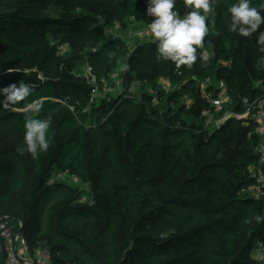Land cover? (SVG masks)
<instances>
[{
  "label": "trees",
  "instance_id": "trees-1",
  "mask_svg": "<svg viewBox=\"0 0 264 264\" xmlns=\"http://www.w3.org/2000/svg\"><path fill=\"white\" fill-rule=\"evenodd\" d=\"M233 2L217 0L197 61L178 68L157 59L154 41L131 50L111 31L147 27V0H0V88L21 80L33 88L25 101L0 103V220L21 229L32 258L46 248L52 264H256L250 253L264 233L255 219L264 216V197L243 189L255 182L249 166L262 137L236 119L211 131L202 116L212 108L200 90L207 76L212 93L227 82L237 111L241 97L264 93L258 33L229 31ZM175 10L188 9L177 0ZM87 64L99 89L123 71L124 92L92 100L96 87L81 74ZM138 81L157 103L143 89L129 95ZM33 101L43 105L39 118H51L49 148L36 159L23 142ZM67 168L79 186L51 181ZM83 183L93 205L79 202ZM4 258L0 242V264Z\"/></svg>",
  "mask_w": 264,
  "mask_h": 264
},
{
  "label": "clouds",
  "instance_id": "clouds-1",
  "mask_svg": "<svg viewBox=\"0 0 264 264\" xmlns=\"http://www.w3.org/2000/svg\"><path fill=\"white\" fill-rule=\"evenodd\" d=\"M217 0H183L186 13L181 16L176 9L177 0H147L146 14L152 17L147 30L156 44L157 59L173 62L176 67H192L197 61V50L203 47L208 33L206 19L214 11ZM230 16L229 31L241 37H251L258 33L257 44L264 52V4L253 6L252 0H234L227 8ZM199 59L207 62L209 56L201 52ZM257 63L264 67V56ZM122 70H127V65ZM33 92L30 84L21 80L0 88V103L17 104L25 101ZM42 103L33 101L26 105L24 118L23 142L33 159L49 148L47 133L51 118H39ZM23 151V149H21ZM256 221H264V216L257 215Z\"/></svg>",
  "mask_w": 264,
  "mask_h": 264
},
{
  "label": "built area",
  "instance_id": "built-area-1",
  "mask_svg": "<svg viewBox=\"0 0 264 264\" xmlns=\"http://www.w3.org/2000/svg\"><path fill=\"white\" fill-rule=\"evenodd\" d=\"M135 36L138 39L147 41H154L151 33L147 30V27L142 30H136ZM60 52L65 53L68 50L66 43L59 45ZM208 54L207 51H204ZM223 65H229L228 61H222ZM82 76L88 81L89 84L96 87L97 80L93 73L92 67L87 64L82 69ZM213 80L210 76H207L200 82V90L204 99L211 102V110H204L203 117H206V125L209 126L211 131L220 128L229 119L241 120L243 125H250L254 123L256 126V132L262 137V140L256 146L257 160L249 166L251 175L255 178L253 182L243 192H248L249 195L256 199L264 197V93L256 98H250L243 96L240 98V102L243 105L242 111L233 109V98L231 96L230 88L227 82L223 79L217 82L216 90L212 93L210 87ZM159 86L169 92L172 83L170 78L162 77L158 81ZM139 89H143L144 92L152 94L151 102L157 103L159 101L154 89L148 85L147 82L138 81L137 86L132 87L129 90V95L140 96ZM117 92L121 95L124 92V76L122 72H115L111 75V81L103 80V86L101 89L95 88L92 94V100L99 98H106L110 100L111 92ZM214 94V95H213ZM230 107V108H229ZM79 180L78 176L74 174L70 169H63L52 176V182L54 181H66L71 183ZM80 182V180H79ZM82 193L80 195L79 202L93 205L95 203L94 198L91 196L90 186L87 183L81 185ZM0 242L3 243L6 252V258L4 264H52V253L44 248L37 250L34 258L30 254L29 243L22 234L18 235L15 232L13 225L8 220H0ZM251 259L256 264H264V233L255 241V244L251 250Z\"/></svg>",
  "mask_w": 264,
  "mask_h": 264
},
{
  "label": "rangeland",
  "instance_id": "rangeland-1",
  "mask_svg": "<svg viewBox=\"0 0 264 264\" xmlns=\"http://www.w3.org/2000/svg\"><path fill=\"white\" fill-rule=\"evenodd\" d=\"M132 26V25H131ZM143 28H141V29H138V30H142ZM137 30V31H138ZM112 31V33L113 34H116V35H120V36H122L124 39H125V41L128 43V45H129V47H130V49L131 50H133V49H135L136 47H137V45H139L141 42H143V41H147V40H143V39H138L136 36H135V32H136V30H133V28L132 27H125L123 30H119V29H113V30H111ZM125 61H127V59H125L124 60V65H126V62ZM42 75V74H41ZM257 83V82H256ZM173 89V86L172 87H170V90H169V92L171 91ZM111 94L112 95H114V96H118V93L117 92H114V91H112L111 92ZM5 106H7L6 104H5ZM230 108V107H229ZM72 184H74V185H77V186H79V180H76L75 182H72V181H70ZM4 262H5V258H4Z\"/></svg>",
  "mask_w": 264,
  "mask_h": 264
},
{
  "label": "water",
  "instance_id": "water-1",
  "mask_svg": "<svg viewBox=\"0 0 264 264\" xmlns=\"http://www.w3.org/2000/svg\"><path fill=\"white\" fill-rule=\"evenodd\" d=\"M21 234V229L18 231V235Z\"/></svg>",
  "mask_w": 264,
  "mask_h": 264
}]
</instances>
